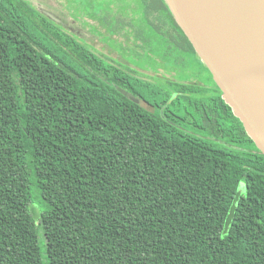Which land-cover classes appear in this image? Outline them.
Listing matches in <instances>:
<instances>
[{
	"label": "trees",
	"instance_id": "16d2710c",
	"mask_svg": "<svg viewBox=\"0 0 264 264\" xmlns=\"http://www.w3.org/2000/svg\"><path fill=\"white\" fill-rule=\"evenodd\" d=\"M44 17L0 0V264H264V157L240 121L219 118L225 147L169 126Z\"/></svg>",
	"mask_w": 264,
	"mask_h": 264
},
{
	"label": "water",
	"instance_id": "95a60500",
	"mask_svg": "<svg viewBox=\"0 0 264 264\" xmlns=\"http://www.w3.org/2000/svg\"><path fill=\"white\" fill-rule=\"evenodd\" d=\"M163 1L264 157V0Z\"/></svg>",
	"mask_w": 264,
	"mask_h": 264
},
{
	"label": "flooded vegetation",
	"instance_id": "af4514ba",
	"mask_svg": "<svg viewBox=\"0 0 264 264\" xmlns=\"http://www.w3.org/2000/svg\"><path fill=\"white\" fill-rule=\"evenodd\" d=\"M27 1L36 12L48 18L44 17L46 21L42 22V24L52 32V34L49 33V36L54 38V36L59 37L61 35L66 39L69 46L77 50H86V52L103 61L109 66L108 72L113 73L112 77L118 83L115 87L117 91L122 89L129 95H133V102L136 104V101L140 102L137 105L150 115L159 116L164 123L186 134L208 138V140H205L210 144L223 147L235 144L232 143L230 136L232 129H230L227 122L219 119L220 117L228 116L226 110L232 115L233 113L223 99L222 92L212 77L208 76L202 83L196 80L181 82L173 80V77L165 73V70L161 67L148 70L139 68L136 65L119 66L108 62L96 55L100 53L98 50H101L100 47L102 48V46L95 37L94 39L93 37H86L82 31L73 29L76 28L77 22L72 25L70 23L72 12L69 8L68 10L66 9L67 0H52L53 5L47 4L48 0ZM158 1L169 12L164 1ZM54 13L60 14L68 24ZM169 15L171 17L169 27L177 45V50L186 47L196 54L183 32L175 23L172 15L170 13ZM85 38L89 40L86 41ZM88 45L92 47L88 49ZM68 53L70 54L69 58H73L79 64L83 63L82 58H78L71 51H68ZM101 78L103 79V77ZM120 82L125 84V89L119 86ZM234 131L235 133L238 132L236 128Z\"/></svg>",
	"mask_w": 264,
	"mask_h": 264
},
{
	"label": "rangeland",
	"instance_id": "374dc122",
	"mask_svg": "<svg viewBox=\"0 0 264 264\" xmlns=\"http://www.w3.org/2000/svg\"><path fill=\"white\" fill-rule=\"evenodd\" d=\"M47 4L53 5V1L48 0ZM68 8L72 12L71 25L77 22L76 28H72L82 31L86 37H95L102 46L96 55L108 62L148 70L161 67L173 80L181 82L202 83L211 77L190 49L177 50L169 27V12L157 0H67ZM54 14L67 22L60 14ZM32 212L35 218L40 216L36 203L32 205ZM38 233L44 249L40 228Z\"/></svg>",
	"mask_w": 264,
	"mask_h": 264
}]
</instances>
